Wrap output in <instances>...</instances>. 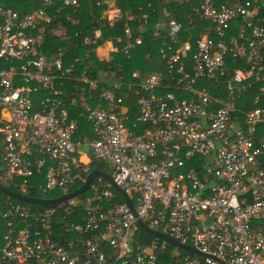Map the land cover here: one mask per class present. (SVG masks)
Here are the masks:
<instances>
[{
	"label": "built area",
	"instance_id": "2783aa9c",
	"mask_svg": "<svg viewBox=\"0 0 264 264\" xmlns=\"http://www.w3.org/2000/svg\"><path fill=\"white\" fill-rule=\"evenodd\" d=\"M58 1L78 6L43 0L29 13L0 6V182L17 179L27 195L29 179L44 175L39 189L60 191L57 198L86 181L92 156L134 210L103 177L38 209L0 198V264H264V106L237 108L252 84L262 83L255 102L264 92V0H198L189 24L202 23L204 32L183 42L182 23L168 19L160 53L176 91L162 89L164 71H134L138 111L130 126L116 90L76 72L78 58L65 65L60 54L43 52L44 23ZM115 1L104 10L108 27L122 17ZM137 18L147 23L148 14ZM61 31L59 24L54 33ZM101 34L93 27L83 37L86 57L105 45L129 58L142 41L129 26L98 43ZM74 95L96 136L80 133ZM138 124L149 127L137 132ZM139 220L204 255L151 235Z\"/></svg>",
	"mask_w": 264,
	"mask_h": 264
},
{
	"label": "trees",
	"instance_id": "16d2710c",
	"mask_svg": "<svg viewBox=\"0 0 264 264\" xmlns=\"http://www.w3.org/2000/svg\"><path fill=\"white\" fill-rule=\"evenodd\" d=\"M42 1L0 0V6L3 8L10 7L20 13H29L39 7ZM198 3V0H191L188 3L183 1L167 2L166 0H116L115 4L121 8L122 17L112 27H108L103 18L107 0H78L77 7L63 6L58 1L54 7H57L59 11H53L51 22L44 23L42 33L44 37L43 52L47 58H55L60 54L65 65H70L78 58L80 61L75 64L76 72H82L85 69L90 77L99 79V88L116 90L117 94L123 97L124 105L128 107L129 120L126 124L130 126L131 122L135 120L134 118L138 111L136 104L138 96L134 92L138 88L140 81V79L133 77L132 73L137 71L143 77L148 73L164 71L162 89L176 91L175 81L169 77L166 63L161 58L160 53V48L164 42V24L168 19L174 18L181 22L183 26L180 33L181 42L186 40L188 36H192L194 39L204 32V25L202 23L195 21L193 27L189 24V20L194 15V8ZM164 8L169 9L172 15L165 17L163 15ZM144 13L148 14L147 23L143 20L139 21L137 18ZM59 24L62 26V31L61 33L55 34L54 30L58 28ZM240 25L241 22L239 20L233 21L228 35L236 34L238 26ZM127 26L132 29L134 36L140 35L142 37L141 43L130 50L129 58L120 52V50L110 53L108 57L103 59L99 58L94 52H89L88 57L85 56L83 37L93 27H98L102 30L101 38L98 40V43H102L110 37L122 36L124 28ZM156 30L160 31L159 36L154 35V31ZM122 46L119 44L120 48ZM227 59L229 66H239L233 58L227 57ZM185 61L190 64V54L187 55ZM115 84L119 86L115 87ZM261 85L262 83L252 84L237 99V108L240 114L256 106H264V92L259 100L255 102L256 96L260 94L259 88ZM76 86V82H69V90H73ZM70 97L71 95H69ZM74 97L77 101V106L70 111L71 116L78 122L80 133L90 137L96 136L92 131V126L80 114L81 107L77 95H74ZM145 127L149 126L146 124H138L134 130L140 132ZM89 167L90 171L102 168L92 156ZM188 168L189 164L183 168V171H187ZM17 181V179H7L0 183L7 189L19 192L20 189L16 185ZM39 183H44V175H37L29 179L26 187L27 196L53 198L61 194L58 190L42 194L38 187ZM0 198H8L14 203L28 204L25 201L15 199L2 192H0ZM32 205L36 209L44 207L38 203H32ZM149 238L151 236L146 234L143 241Z\"/></svg>",
	"mask_w": 264,
	"mask_h": 264
},
{
	"label": "water",
	"instance_id": "95a60500",
	"mask_svg": "<svg viewBox=\"0 0 264 264\" xmlns=\"http://www.w3.org/2000/svg\"><path fill=\"white\" fill-rule=\"evenodd\" d=\"M97 177H103L105 178L108 182L112 183L113 186L115 187V189H117L121 194L122 196L124 197V200L126 201V203L130 206V208L132 210L133 209V205L131 203V200L129 199L127 193L120 187H118L112 180L111 176L105 172V171H102V170H97V169H94L92 170L88 175H87V178H86V181L81 185L79 186L77 189L73 190L72 192H69V193H66L60 197H57V198H39V197H30V196H27L25 194H20L18 192H15V191H12L10 189H7L5 187H3L1 184H0V192L10 196V197H13L15 199H18V200H21V201H26V202H33V203H38V204H41V205H54V204H57V203H60L64 200H66L67 198L69 197H72V196H76L77 194H80L82 193L84 190H86L88 188V185L89 183L94 179V178H97ZM139 225L141 227H143L148 233H150L151 235H154V236H157V237H160L164 240H166L169 244H172V245H175V246H178L179 248L185 250V251H188V252H191V253H194V254H198V255H204L202 252L198 251L197 249H195L193 246L191 245H183L179 242H177L175 239H173L172 237H170L168 234H165V233H162L160 231H156V230H152V229H149L148 227L145 226L144 223H142L140 220L138 221Z\"/></svg>",
	"mask_w": 264,
	"mask_h": 264
},
{
	"label": "crops",
	"instance_id": "0c3cea01",
	"mask_svg": "<svg viewBox=\"0 0 264 264\" xmlns=\"http://www.w3.org/2000/svg\"><path fill=\"white\" fill-rule=\"evenodd\" d=\"M109 54H110V52L108 53V48H107V46L102 45V46L99 47L98 54H97V56H98L99 58H102V59H103V58H106V57L109 56Z\"/></svg>",
	"mask_w": 264,
	"mask_h": 264
},
{
	"label": "rangeland",
	"instance_id": "374dc122",
	"mask_svg": "<svg viewBox=\"0 0 264 264\" xmlns=\"http://www.w3.org/2000/svg\"><path fill=\"white\" fill-rule=\"evenodd\" d=\"M86 158V157H85Z\"/></svg>",
	"mask_w": 264,
	"mask_h": 264
}]
</instances>
